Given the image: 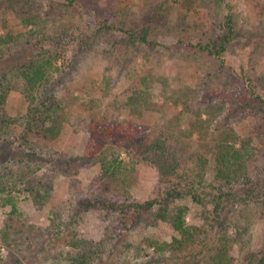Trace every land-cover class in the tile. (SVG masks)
Here are the masks:
<instances>
[{
    "label": "rangeland",
    "instance_id": "1",
    "mask_svg": "<svg viewBox=\"0 0 264 264\" xmlns=\"http://www.w3.org/2000/svg\"><path fill=\"white\" fill-rule=\"evenodd\" d=\"M223 2L32 0L17 11L0 8V36L11 39L15 46H23L29 39L39 45L33 52L38 54L40 48L47 50L54 38L52 45L60 48L62 57L54 65L57 69L51 86L64 102L58 117L59 133L41 141L37 157L42 162H26V169L17 167L21 152L16 145L20 142L11 138L9 143L13 139L17 143L8 147L0 142V175L6 168L13 171L12 182H0V264H74L77 251L71 242L76 236L102 250L91 264H190L189 251L168 248L177 235L157 219L155 210L141 213L137 221L132 220V210L127 215L121 212L125 202L161 198L166 186L157 169L140 162L130 147L112 144L109 151H119L121 163L114 184L117 189L106 194L105 200L121 207L83 211L100 196L99 180L105 178L100 164L78 160L67 166L66 157H62L59 165L53 158L81 156L89 139L99 132L104 136L108 126L135 123L151 137L173 139L193 168L199 157L211 158L208 147L221 130L217 128L230 125L242 139H252L248 174L253 184L264 178V112L259 117L238 113L225 121L230 108L235 107L231 104L249 96L247 91L256 90L264 99V0ZM20 13L37 16L39 23L21 26ZM227 14L235 23L238 38L222 66L198 46L216 37ZM126 25L137 30L150 28L148 39L154 45H127L119 34L106 28ZM12 54L16 57L21 52ZM231 74H244V80ZM143 75L149 80L152 106L137 116L125 106L127 86ZM8 78L7 113L24 116L27 102L23 83L14 74ZM23 147L24 160L31 159L27 145ZM108 159L111 161L110 156ZM17 169L27 172V179L18 182L21 176L16 175ZM38 178L52 181L51 201H44V188L40 189L43 197L31 193L29 184ZM214 179L209 164L200 190L207 201L214 197L212 185L218 184ZM176 184L184 187L187 183L178 180ZM237 189L245 187L238 184ZM175 205L187 208L186 225L208 231L203 238L209 246L224 234L233 246L234 257L262 249L264 203L245 210L232 208L234 216L224 211L219 219L210 204L204 208L186 198ZM73 220L70 230L63 231ZM59 230L61 234H57Z\"/></svg>",
    "mask_w": 264,
    "mask_h": 264
},
{
    "label": "trees",
    "instance_id": "2",
    "mask_svg": "<svg viewBox=\"0 0 264 264\" xmlns=\"http://www.w3.org/2000/svg\"><path fill=\"white\" fill-rule=\"evenodd\" d=\"M31 1L0 0V8L17 11L19 6ZM218 1L224 3L223 0ZM19 18L23 27L39 23L38 17L29 13H20ZM220 27L219 33L213 40L198 47L221 62L222 66H225L224 58L231 44L238 38V32L229 14L224 17ZM106 28L110 32L113 31L114 34H119L120 39L125 40L127 45L135 46L138 43L148 46L154 45L148 39L151 30L148 27L141 28V30L129 25L123 28H111L110 26H106ZM53 41L54 38H51V46L47 50L40 48L38 54H35L33 52L39 45L33 44L29 39L26 40L23 46H15L11 39L8 40L0 36V55H2L0 56V61H2L0 62V142L5 143L7 147L16 144L17 140L21 143H18L16 148L21 152L17 167L21 165L23 166L22 169H26V162H42L43 159L37 157V152L42 145L41 141L51 140L60 131L58 117L63 109L64 102L62 98L58 97L57 91L53 90L51 84L53 73L57 69L54 65L57 64L62 54L59 47L52 45ZM21 48L24 50H21ZM13 51L21 52L20 56L13 57ZM11 58L12 60H10ZM13 74L23 83V94L27 102V111L24 116L12 117L6 110L7 98L11 90V82L8 77ZM231 75V77L235 75L237 80L239 78L244 80V74ZM247 93L249 96H243L241 101L231 104L235 107L230 108L225 121L237 117L238 113L243 116L253 115L259 117L264 112V99L262 96L253 89L247 91ZM127 94L125 106L132 114L139 116L145 110L151 108V91L147 76L143 75L137 79H132L127 86ZM218 129L221 130L214 136L208 147L211 158L203 159L199 157L197 159L198 164L193 168L187 165L183 158V151L180 152L176 148L177 144L173 139L151 137L150 134L143 131L140 125L135 123L111 128L108 126L104 136L99 132L89 139L86 150L81 156L63 155L55 157L53 160L55 159L60 165L62 157H66L65 164L67 166L78 160L82 163L94 162L100 164L105 174V178L99 180L101 185L100 196L97 202L88 204L83 211L97 209L98 207L108 210L109 208L122 206L123 208L120 210L123 215L124 212L127 215V212L132 210V220L137 221L140 219L141 213L155 210L157 219L166 223L177 235L172 238L168 248L171 251H189L190 264H264V244L260 251H246L239 257H234L232 255L233 246L224 234L221 236L217 234L218 238L214 239L213 244L209 246L203 238L208 231L204 227L186 225L187 208L175 205L177 201L186 198H190L193 203L203 205L204 208L207 204H210L214 207V214L219 219L220 213L224 211H227L228 214L233 213L234 216L232 208L238 210L241 207L245 210L252 205L264 203V178L259 177L253 184L248 174L249 147L252 139H242L230 125H222ZM108 134L110 135L109 139L107 138ZM11 138L17 140L13 139V142L9 143L8 141ZM112 144L130 147L135 151L136 158L140 162L148 163L157 169L160 177L166 180L161 198L144 203L125 202L121 206L115 201L106 202L108 201L105 200L106 194L117 189L114 184L118 178L117 174L120 172L121 163L118 161L119 151L113 154L109 153ZM24 145H27L28 151L31 153V159L24 160ZM108 156L111 157V161H109ZM113 164H116V168ZM209 164L213 166L214 180L218 184L212 185L214 197L207 201L201 196L200 190L203 189L201 185H203L204 170ZM20 171L22 170L17 169L16 172L17 176H21L17 180L18 182L27 179V172ZM12 176L13 171L6 168L5 173L0 175L1 184L12 182ZM178 180L187 184L182 187L180 184H176ZM51 182L47 179L42 181L38 178L35 182H31V185L29 184L31 186L30 191L34 196L37 194L36 197H43L40 194V189L44 188V201H51ZM238 184L243 185L245 189H237ZM80 213H77V215L80 216ZM56 218L57 220L60 219L58 213ZM204 218L206 221L209 220L208 216H204ZM231 219L229 218V221ZM213 221L217 222L216 219ZM74 223L75 220L66 224L63 231L68 232ZM61 233V230L57 231V234ZM71 245L77 251L74 264H91L102 253V250L91 241L84 240L79 236L74 238Z\"/></svg>",
    "mask_w": 264,
    "mask_h": 264
}]
</instances>
